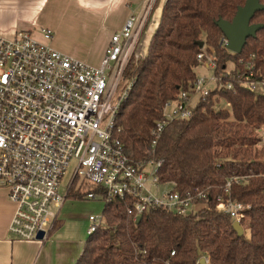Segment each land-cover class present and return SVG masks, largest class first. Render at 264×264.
I'll return each instance as SVG.
<instances>
[{"label":"trees","instance_id":"obj_1","mask_svg":"<svg viewBox=\"0 0 264 264\" xmlns=\"http://www.w3.org/2000/svg\"><path fill=\"white\" fill-rule=\"evenodd\" d=\"M246 0H166L147 54H133L123 78L134 80L117 116L118 138L133 161L162 162L160 182L175 191L208 193L193 215L151 208L137 223L130 200L105 204L104 224L89 236L76 264H264V94L242 86L264 77V29L249 38L240 55L222 46L220 20L232 22ZM264 5V0H261ZM264 25V11L251 22ZM203 42L201 48L198 44ZM214 55L217 75L231 91L215 89L202 97L189 119L168 123L153 148V129L164 120L165 105L189 91L198 79V55ZM233 176L234 200L250 206L243 236L233 220L217 211V199ZM75 179L68 197L85 200L103 190ZM84 190V191H83ZM246 227L248 233H246ZM172 253H175L172 255Z\"/></svg>","mask_w":264,"mask_h":264},{"label":"built area","instance_id":"obj_2","mask_svg":"<svg viewBox=\"0 0 264 264\" xmlns=\"http://www.w3.org/2000/svg\"><path fill=\"white\" fill-rule=\"evenodd\" d=\"M42 34L46 41L53 39L50 30ZM141 34L142 25L132 15L113 37L101 65L91 67L36 40L29 31L10 39L0 33V189L8 191L16 206L9 228L14 237L46 240L75 179L103 190L102 195L89 193L88 200L101 198L105 204L130 200L129 213L135 220L151 208L193 215L208 199V193L199 190L188 195L174 188L159 192L165 185L159 175L162 162L129 159L118 138V112L134 80L123 93L118 88L132 55L141 56L137 53ZM227 43L224 37L225 49ZM198 61L211 74H200L191 90L166 103L164 120L152 131L153 148L168 123L189 119L202 97L215 89H233L217 75L214 55L200 53ZM246 68L250 80L241 81L242 86L254 91L257 85L264 87V77L255 78V66ZM73 160H77L74 178L62 195L60 187ZM241 182L237 176L227 180L217 211L240 223L245 232L250 206L234 200L231 192L232 185ZM89 221L88 236L104 224L103 216H91ZM41 232L43 240L38 239ZM202 259L209 264L208 258Z\"/></svg>","mask_w":264,"mask_h":264},{"label":"crops","instance_id":"obj_3","mask_svg":"<svg viewBox=\"0 0 264 264\" xmlns=\"http://www.w3.org/2000/svg\"><path fill=\"white\" fill-rule=\"evenodd\" d=\"M164 5L165 0H0V33L10 39L29 31L58 52L99 67L132 15L142 25L138 54L145 56ZM44 29L53 32L51 41L45 40ZM82 208L64 204L46 240L25 241L9 232L16 206L0 189V264H76L93 216Z\"/></svg>","mask_w":264,"mask_h":264},{"label":"water","instance_id":"obj_4","mask_svg":"<svg viewBox=\"0 0 264 264\" xmlns=\"http://www.w3.org/2000/svg\"><path fill=\"white\" fill-rule=\"evenodd\" d=\"M260 11H264V5L261 3V0H246L245 5L243 7H239L232 22L223 20L217 22L218 27L221 29L224 37L228 41L226 44L228 51L236 55L242 54L248 39L255 38L257 33L264 29L263 24L251 23L255 15ZM198 45L203 48L205 44L200 42ZM141 220L142 217H138L137 223ZM233 228L239 236L244 235V229L240 223L235 222L233 224ZM44 235L45 234L41 232L38 239L43 240ZM200 264H206L205 259H201Z\"/></svg>","mask_w":264,"mask_h":264},{"label":"rangeland","instance_id":"obj_5","mask_svg":"<svg viewBox=\"0 0 264 264\" xmlns=\"http://www.w3.org/2000/svg\"><path fill=\"white\" fill-rule=\"evenodd\" d=\"M138 49L139 50L141 49V44L138 46ZM139 50H137V53L139 52ZM140 57L136 56L135 60L140 59ZM197 72H198L199 75L200 74H203V75L211 74L210 70H207V69H205L203 67H199L197 69ZM129 82H130L129 79L123 78L121 80V82L119 84V88H118V93L119 94H121V93H123L125 91V89H126V87H127ZM255 91L257 93L264 94V87H262L260 85H257L255 87ZM260 136L262 138V142L260 143L259 150H262L264 148V127L260 131ZM76 168H77V160H73L71 162V164H70L68 173L66 174L65 178L63 179V183H62V185L60 187V193L62 195H66V193L68 192V188H69V186H70V184H71V182H72V180L74 178V173L76 171ZM81 181L82 180L80 179V182L76 185L75 189H78L81 186V184H82ZM171 188H173L172 184L161 185L160 189H159V192L165 191V190H170ZM154 191L157 192V189H155ZM65 205H68V206L69 205H75V207H83L82 208L83 210L86 209L87 211H90V214H92L93 216H96V217L103 216V211H104V208H105V202L101 198H99L97 200H88V199L79 200V199H73L71 196H69L67 198L66 202H65ZM246 233H248L247 227H246ZM88 237L89 236L87 235L86 241H87Z\"/></svg>","mask_w":264,"mask_h":264}]
</instances>
